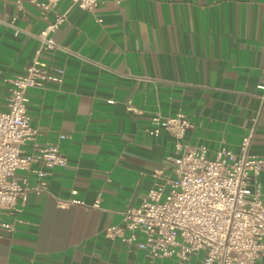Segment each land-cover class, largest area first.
<instances>
[{"label":"crops","instance_id":"0c3cea01","mask_svg":"<svg viewBox=\"0 0 264 264\" xmlns=\"http://www.w3.org/2000/svg\"><path fill=\"white\" fill-rule=\"evenodd\" d=\"M57 12L66 18L52 35L69 50H45L40 59L62 79L30 87L27 109L35 141L57 144L68 163L48 170L47 191L30 190L0 211L13 223L0 236V264H182L105 231L168 170L174 137L146 130L154 114L187 115L183 142L207 145L211 157L221 146L238 152L255 126L249 151L264 156V0H99L94 11L71 0L51 10L0 0V108L5 78L25 71ZM130 98L140 112L127 109ZM26 175L35 186L34 174L15 172ZM258 179L264 203V172ZM202 256L191 260L202 264Z\"/></svg>","mask_w":264,"mask_h":264},{"label":"built area","instance_id":"2783aa9c","mask_svg":"<svg viewBox=\"0 0 264 264\" xmlns=\"http://www.w3.org/2000/svg\"><path fill=\"white\" fill-rule=\"evenodd\" d=\"M30 1L51 10L59 0ZM71 1L88 11H94L99 4V0ZM65 18L64 12H57L37 35L39 43L25 71L5 78L9 94L5 108H0V211L16 208L18 200L30 190L47 191L48 170L68 163L57 144L40 145L35 141L38 131L31 125L27 109L30 87L62 79L51 72L40 54L57 48L69 50L52 35ZM258 87L264 91V78ZM126 106L129 111L140 112L131 98L126 100ZM190 126L188 116L180 112L152 116L151 126L146 128L150 134L166 131L174 137L168 170L156 172L155 185L138 205L123 210L122 223L106 228V235L118 236L127 245L135 243L152 258L174 257L182 264H195L191 256L199 252H203L202 264L262 263L264 203L258 176L264 172V156L249 151L255 126L242 137L238 152L221 146L214 157L209 156L205 144L191 146L183 142ZM28 141H34L30 151L23 149ZM18 169L34 174L37 184L30 187L27 175L18 179ZM57 201L61 205H86L78 199ZM98 205L97 200L94 206ZM12 229L13 223L0 215V236Z\"/></svg>","mask_w":264,"mask_h":264}]
</instances>
